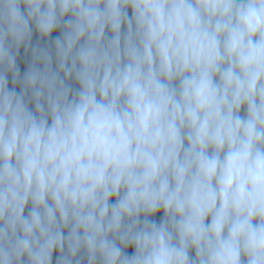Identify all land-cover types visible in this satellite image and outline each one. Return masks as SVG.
Here are the masks:
<instances>
[{
	"label": "clouds",
	"instance_id": "1",
	"mask_svg": "<svg viewBox=\"0 0 264 264\" xmlns=\"http://www.w3.org/2000/svg\"><path fill=\"white\" fill-rule=\"evenodd\" d=\"M0 264H264V0H0Z\"/></svg>",
	"mask_w": 264,
	"mask_h": 264
}]
</instances>
